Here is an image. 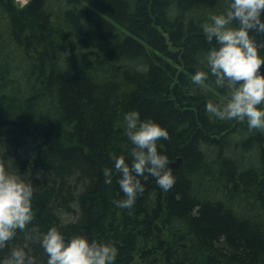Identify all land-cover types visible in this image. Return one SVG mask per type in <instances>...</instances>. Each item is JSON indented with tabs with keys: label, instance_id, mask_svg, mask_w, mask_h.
<instances>
[{
	"label": "trees",
	"instance_id": "trees-1",
	"mask_svg": "<svg viewBox=\"0 0 264 264\" xmlns=\"http://www.w3.org/2000/svg\"><path fill=\"white\" fill-rule=\"evenodd\" d=\"M227 2L0 0V163L34 186V220L10 246L45 264L38 237L56 226L111 243L116 264H264V131L209 118L224 92L190 81L210 46L200 25ZM133 109L167 128L175 183L142 180L121 209L102 169L127 158Z\"/></svg>",
	"mask_w": 264,
	"mask_h": 264
},
{
	"label": "clouds",
	"instance_id": "clouds-1",
	"mask_svg": "<svg viewBox=\"0 0 264 264\" xmlns=\"http://www.w3.org/2000/svg\"><path fill=\"white\" fill-rule=\"evenodd\" d=\"M200 28L210 46L200 60L203 68L193 71L191 84L196 88L210 84L226 96L225 101L206 99V115L217 121H245L249 130L264 131V42L257 39L264 36V0H228L224 11L209 15ZM122 129L130 142L128 156L110 154L112 165L102 169L103 183L111 185L116 177L123 198L113 204L131 209L145 191L142 180L151 177L166 192L175 177L164 146L158 143L169 139L167 128L152 119L142 120L133 109L123 113ZM22 177L0 163V250L7 249L0 264H38L27 243L10 246L35 216L34 186ZM38 242L47 257L45 264H116L111 243L85 235L66 239L56 226L40 234Z\"/></svg>",
	"mask_w": 264,
	"mask_h": 264
},
{
	"label": "rangeland",
	"instance_id": "rangeland-1",
	"mask_svg": "<svg viewBox=\"0 0 264 264\" xmlns=\"http://www.w3.org/2000/svg\"><path fill=\"white\" fill-rule=\"evenodd\" d=\"M28 0H16L17 4L21 7L27 3Z\"/></svg>",
	"mask_w": 264,
	"mask_h": 264
},
{
	"label": "water",
	"instance_id": "water-1",
	"mask_svg": "<svg viewBox=\"0 0 264 264\" xmlns=\"http://www.w3.org/2000/svg\"><path fill=\"white\" fill-rule=\"evenodd\" d=\"M179 162V161H178ZM174 166H177V163L175 165H173L171 168H173Z\"/></svg>",
	"mask_w": 264,
	"mask_h": 264
}]
</instances>
